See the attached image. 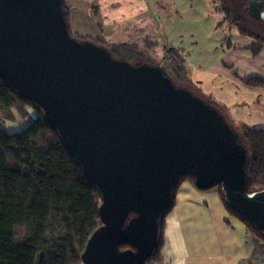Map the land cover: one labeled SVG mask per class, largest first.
Segmentation results:
<instances>
[{
	"label": "water",
	"instance_id": "1",
	"mask_svg": "<svg viewBox=\"0 0 264 264\" xmlns=\"http://www.w3.org/2000/svg\"><path fill=\"white\" fill-rule=\"evenodd\" d=\"M246 2L264 21V0ZM0 80L41 111L99 192L101 226L81 264L150 262L187 173L198 191L219 185L264 235V190L248 192V150L221 112L159 63L131 64L72 38L62 0H0Z\"/></svg>",
	"mask_w": 264,
	"mask_h": 264
},
{
	"label": "trees",
	"instance_id": "2",
	"mask_svg": "<svg viewBox=\"0 0 264 264\" xmlns=\"http://www.w3.org/2000/svg\"><path fill=\"white\" fill-rule=\"evenodd\" d=\"M219 2L218 10L230 20L234 18L233 24L240 28L244 18L238 9L228 8L225 0ZM62 10L72 38L104 46L115 57L101 39L72 35L73 11L66 0H62ZM239 34L254 37L241 29ZM254 40L250 47L256 54L264 50V39L254 37ZM165 53L160 63L162 70L177 86L191 85L184 58L172 48ZM238 79L246 87L264 88L262 77ZM28 109L33 116L24 128L15 132L3 129L6 122L16 121V111L30 117ZM239 128L237 133L249 153L248 192H255L264 186V128L244 125ZM183 182L194 187L192 174L180 176L174 186L172 206L161 220L158 246L151 258L156 264L163 246V221L173 208L176 191ZM212 190L250 235L264 241L263 234L228 207L219 185L203 192ZM100 202L98 190L88 181L56 131L45 122L41 111L0 80V264H81L88 239L101 226ZM126 248L121 246L120 250Z\"/></svg>",
	"mask_w": 264,
	"mask_h": 264
},
{
	"label": "crops",
	"instance_id": "3",
	"mask_svg": "<svg viewBox=\"0 0 264 264\" xmlns=\"http://www.w3.org/2000/svg\"><path fill=\"white\" fill-rule=\"evenodd\" d=\"M121 6L123 9L124 6H129L130 10H134L128 15L132 14L144 27L153 20L155 36L161 38V44L178 50L187 66L204 72L199 65L207 59L206 57H194L201 56L204 59L198 62L188 57H191L197 40L202 37L201 32L211 34L218 28V19L213 18L210 1L120 0ZM123 14L120 12V25L126 21ZM231 38L220 35L212 40L211 48L214 52L221 51L222 54H234L240 49L251 51L246 42L239 47L235 39ZM186 52L187 59L184 55ZM253 55L263 56L260 63H264V50ZM216 71L231 79L245 78L239 77L237 71L228 64L209 72L213 74ZM190 81L201 94L202 82L191 79ZM160 254L158 264H264V241L250 235L244 224L227 212L215 191H198L189 185L176 191L175 204L164 218L163 246Z\"/></svg>",
	"mask_w": 264,
	"mask_h": 264
},
{
	"label": "rangeland",
	"instance_id": "4",
	"mask_svg": "<svg viewBox=\"0 0 264 264\" xmlns=\"http://www.w3.org/2000/svg\"><path fill=\"white\" fill-rule=\"evenodd\" d=\"M208 1H210L213 10V18L218 19V28L211 34L210 32H201L202 37L197 40V46L192 51L191 57L187 56V52L184 54L186 59L188 57V59H194L195 62L203 61L204 59L201 56L207 58L199 65L204 72L197 71V69L188 65L189 68L186 64L189 78L194 81H201L203 92L200 94L190 84L183 87L189 89L206 103L216 107L228 125L236 132L243 125L251 128H264V90L246 87L238 78L231 79L217 71L213 74L209 72L215 68L219 70L221 66L228 64V66H232L233 70L237 71L239 77H264V63H260L263 56L253 55L252 47H250L252 46L251 43L255 41L254 37L264 39V21L248 16L247 11H244L246 0H225L229 5L228 8L238 9L244 18L242 26L237 28L232 22L234 18L230 20L226 14L218 10L221 7L219 0ZM66 2L72 7L73 11L70 22L72 35L101 39L102 42L108 44L109 49L112 50L117 59L131 64L156 65L162 62L166 50L170 48L165 44H161V38L155 36L156 31H154L153 20H150L149 24L144 27L138 23V20L132 14L128 15L134 10H130L129 6H124L125 9L122 6L120 7V0H66ZM120 12L122 14L124 12L123 15L126 18V21L121 25ZM240 29L254 35V37H241V34H239ZM220 35L232 37L231 39H235V43L239 47H242L246 42L251 51L240 49L234 54H222L219 50L214 52L211 48L212 40ZM121 44L126 45L120 46ZM154 44H157V46H154ZM175 51L182 56L178 50ZM198 55L201 56L194 58ZM213 64L216 66H213ZM28 112L30 117L16 111V121L6 122L3 129L7 132H15L24 128L33 116L31 110L28 109ZM189 185V183L183 182L177 191ZM262 190H264V186L258 188L256 192Z\"/></svg>",
	"mask_w": 264,
	"mask_h": 264
},
{
	"label": "built area",
	"instance_id": "5",
	"mask_svg": "<svg viewBox=\"0 0 264 264\" xmlns=\"http://www.w3.org/2000/svg\"><path fill=\"white\" fill-rule=\"evenodd\" d=\"M145 264H156V263L150 261V262H147Z\"/></svg>",
	"mask_w": 264,
	"mask_h": 264
},
{
	"label": "flooded vegetation",
	"instance_id": "6",
	"mask_svg": "<svg viewBox=\"0 0 264 264\" xmlns=\"http://www.w3.org/2000/svg\"><path fill=\"white\" fill-rule=\"evenodd\" d=\"M245 4H246L245 8H247V2ZM246 11H247V9H246Z\"/></svg>",
	"mask_w": 264,
	"mask_h": 264
}]
</instances>
